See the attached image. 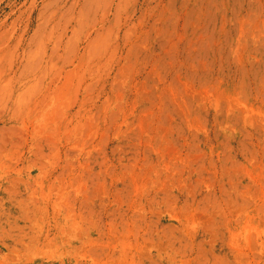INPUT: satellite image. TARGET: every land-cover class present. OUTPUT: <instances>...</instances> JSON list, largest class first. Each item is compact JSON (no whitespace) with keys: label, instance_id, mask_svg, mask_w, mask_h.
Returning <instances> with one entry per match:
<instances>
[{"label":"rangeland","instance_id":"1","mask_svg":"<svg viewBox=\"0 0 264 264\" xmlns=\"http://www.w3.org/2000/svg\"><path fill=\"white\" fill-rule=\"evenodd\" d=\"M0 264H264V0H0Z\"/></svg>","mask_w":264,"mask_h":264}]
</instances>
